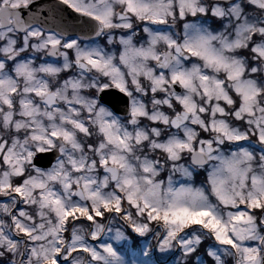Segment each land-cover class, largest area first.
I'll list each match as a JSON object with an SVG mask.
<instances>
[{
  "label": "snow or ice",
  "instance_id": "1",
  "mask_svg": "<svg viewBox=\"0 0 264 264\" xmlns=\"http://www.w3.org/2000/svg\"><path fill=\"white\" fill-rule=\"evenodd\" d=\"M60 6L0 0V264H264V0Z\"/></svg>",
  "mask_w": 264,
  "mask_h": 264
},
{
  "label": "flooded vegetation",
  "instance_id": "2",
  "mask_svg": "<svg viewBox=\"0 0 264 264\" xmlns=\"http://www.w3.org/2000/svg\"><path fill=\"white\" fill-rule=\"evenodd\" d=\"M43 2L50 5L57 12H60L62 9H64V6H60L59 8L57 7L58 0H43ZM65 11H66V14L75 15L71 13V10H65Z\"/></svg>",
  "mask_w": 264,
  "mask_h": 264
},
{
  "label": "rangeland",
  "instance_id": "3",
  "mask_svg": "<svg viewBox=\"0 0 264 264\" xmlns=\"http://www.w3.org/2000/svg\"><path fill=\"white\" fill-rule=\"evenodd\" d=\"M128 258H129V259H133V257H132L131 255H129ZM178 259H179V257L176 258V259H174V264H179V261H177Z\"/></svg>",
  "mask_w": 264,
  "mask_h": 264
},
{
  "label": "trees",
  "instance_id": "4",
  "mask_svg": "<svg viewBox=\"0 0 264 264\" xmlns=\"http://www.w3.org/2000/svg\"><path fill=\"white\" fill-rule=\"evenodd\" d=\"M179 257V255H177L174 259H176V258H178ZM180 260V257H179V259L177 260V261H179Z\"/></svg>",
  "mask_w": 264,
  "mask_h": 264
}]
</instances>
